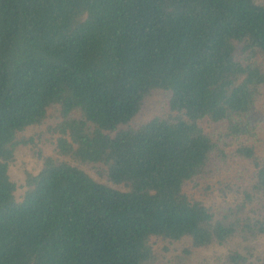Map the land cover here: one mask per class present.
Instances as JSON below:
<instances>
[{"label":"trees","instance_id":"trees-1","mask_svg":"<svg viewBox=\"0 0 264 264\" xmlns=\"http://www.w3.org/2000/svg\"><path fill=\"white\" fill-rule=\"evenodd\" d=\"M0 264H264V0H0Z\"/></svg>","mask_w":264,"mask_h":264},{"label":"rangeland","instance_id":"rangeland-1","mask_svg":"<svg viewBox=\"0 0 264 264\" xmlns=\"http://www.w3.org/2000/svg\"><path fill=\"white\" fill-rule=\"evenodd\" d=\"M23 169H19L17 167H13L11 169L12 174L14 175L15 178L21 180L24 177V172L25 170H30V169H36L39 167L38 161H36V159H34L32 156H29L25 159L24 163L22 164ZM192 186H189V189ZM211 252V251H210Z\"/></svg>","mask_w":264,"mask_h":264}]
</instances>
